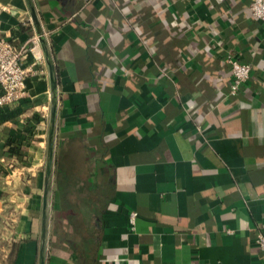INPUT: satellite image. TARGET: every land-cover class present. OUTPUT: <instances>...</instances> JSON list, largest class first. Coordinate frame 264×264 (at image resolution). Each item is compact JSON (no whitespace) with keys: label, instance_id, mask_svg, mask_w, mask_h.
Instances as JSON below:
<instances>
[{"label":"crops","instance_id":"1","mask_svg":"<svg viewBox=\"0 0 264 264\" xmlns=\"http://www.w3.org/2000/svg\"><path fill=\"white\" fill-rule=\"evenodd\" d=\"M249 3L0 0V31L37 39L0 122V264L38 261L54 94L44 264H264V24ZM229 53L251 65L235 94Z\"/></svg>","mask_w":264,"mask_h":264},{"label":"built area","instance_id":"2","mask_svg":"<svg viewBox=\"0 0 264 264\" xmlns=\"http://www.w3.org/2000/svg\"><path fill=\"white\" fill-rule=\"evenodd\" d=\"M249 5L251 16L264 24V0H250ZM36 41L37 39L33 38L16 45L14 40L0 31V108L10 106L24 97V82L32 70L24 65L23 59L28 55L33 60L37 59L34 51ZM226 64L231 74L230 93L235 94L249 79L251 65L238 62L230 53L226 56ZM135 216L130 214L131 222ZM254 240L264 259V235L258 233Z\"/></svg>","mask_w":264,"mask_h":264},{"label":"water","instance_id":"3","mask_svg":"<svg viewBox=\"0 0 264 264\" xmlns=\"http://www.w3.org/2000/svg\"><path fill=\"white\" fill-rule=\"evenodd\" d=\"M31 11V22L36 23V14L35 11ZM39 40L40 42L44 43V35L43 33H39ZM46 56L48 58V69L50 70V89L52 93L55 92V87H56V81L53 78V69L51 66V54L50 51L47 49H44ZM56 97L55 94L53 95V98L51 99L50 102V112H49V118H48V132H47V143H46V148H47V154H46V160H45V175H44V184H43V194H42V213H41V239H42V246L40 247L39 250V255H38V261L37 264H44V257H45V249H46V237L48 233V226H47V217H48V211H49V198H50V193H51V177H52V164H53V152H54V147H53V142H54V134H55V128H54V122H55V115H56Z\"/></svg>","mask_w":264,"mask_h":264},{"label":"trees","instance_id":"4","mask_svg":"<svg viewBox=\"0 0 264 264\" xmlns=\"http://www.w3.org/2000/svg\"><path fill=\"white\" fill-rule=\"evenodd\" d=\"M6 110H4V108H0V122L5 119V115H6Z\"/></svg>","mask_w":264,"mask_h":264},{"label":"rangeland","instance_id":"5","mask_svg":"<svg viewBox=\"0 0 264 264\" xmlns=\"http://www.w3.org/2000/svg\"><path fill=\"white\" fill-rule=\"evenodd\" d=\"M50 204V203H49ZM49 211H50V207H49Z\"/></svg>","mask_w":264,"mask_h":264}]
</instances>
